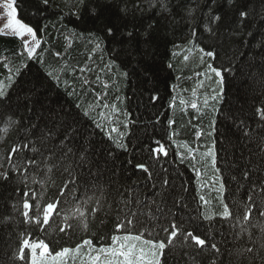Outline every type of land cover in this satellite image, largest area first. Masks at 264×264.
I'll return each mask as SVG.
<instances>
[{"label": "trees", "instance_id": "trees-1", "mask_svg": "<svg viewBox=\"0 0 264 264\" xmlns=\"http://www.w3.org/2000/svg\"><path fill=\"white\" fill-rule=\"evenodd\" d=\"M12 2L17 19L33 29L40 46L35 59L30 60L18 37L0 34V83L7 92L12 86L9 78L14 83L18 70L26 71L25 79L36 84L54 110L79 116L86 138L95 143L97 167L78 169L87 184L78 185L76 197L93 196L99 185L111 203L124 199L120 193L134 186L140 199L146 200L159 191V187L152 189L154 181L149 179L150 173H155L160 181H170L165 186L166 206L163 215L154 207H144L138 227L143 230L150 221L153 238L166 243L161 264H264V216L260 215L264 211V0H250L249 16L242 25L233 22L226 29L221 23L214 33L201 19L204 0H189L183 10L173 8L172 15L165 13L167 24L151 47L145 46L136 59H125L122 53L116 60L113 57L121 46L104 39L106 33L100 31L104 18H91L79 0H49L47 5L42 0ZM101 2L115 6L110 17L114 22L117 15H124L121 10L125 7L129 19L133 13L141 19L138 0ZM139 2L144 5L142 24L147 28L156 14L149 0ZM170 2L174 5L177 0ZM225 19L232 20V16ZM196 25L197 34L192 35ZM201 47L213 50L215 60L201 59ZM208 63L221 68L225 80L219 101L209 99L205 105V98L217 87L214 74L209 73L212 79L197 75L208 71ZM223 68L229 71L223 73ZM192 103L197 108H192ZM16 104L13 93L10 101L0 105V173L7 171L12 177L10 182L0 183V264H25L14 259V253L26 231L32 239L54 242L57 250L75 248L94 235L98 247V239L105 233L110 243V235L117 234L116 210L113 208L110 217L99 210L91 213L95 198L83 206V222H67L72 227H65L64 213L54 215L43 228L24 223V192L31 189L29 196L35 191L52 197L68 179L62 166L46 174L43 156L55 149L41 145L29 134L30 123L37 122L40 110L33 116L24 109L17 112ZM241 124L242 129L238 127ZM112 128L116 131L110 132ZM197 132L202 133L199 138ZM25 143L29 148L23 147ZM33 145L43 156L31 151ZM14 146L18 152H12ZM161 146L167 155L157 151ZM209 148L217 156L215 163L204 155ZM30 158L37 159L38 170L29 163ZM138 163L148 171L137 168ZM17 164L21 167L14 170ZM68 200L65 209L74 208L73 197ZM224 205L229 206L227 218L222 215ZM248 206L252 212L244 221ZM104 207L107 210L108 204ZM173 221L182 224L184 235L178 232L168 245ZM62 227L64 232H60ZM163 227L169 231L164 232ZM187 231L207 238L205 245L184 239ZM212 243L217 244L219 253L211 248Z\"/></svg>", "mask_w": 264, "mask_h": 264}, {"label": "snow or ice", "instance_id": "snow-or-ice-1", "mask_svg": "<svg viewBox=\"0 0 264 264\" xmlns=\"http://www.w3.org/2000/svg\"><path fill=\"white\" fill-rule=\"evenodd\" d=\"M43 4L47 5L49 0H42ZM80 4L83 6V10L88 12L91 18L99 19L104 18L103 27L100 29L101 32H105L106 36L104 39H110L113 44L120 45V51L117 52L116 56L113 57L114 60L118 59L123 53L125 59L131 58L136 59L139 53L145 50V46L151 47L159 37V31L161 28L165 27L167 24V17L165 13L172 15L170 9H181L183 10L185 6L189 3V0H177L173 5L170 0H149V7L155 12L156 18L152 23H149L147 28L143 27V7L138 0L136 8L141 10V19H137L133 13L132 18H128V9L125 7L121 11L124 15H117L116 21L111 20V15H113L114 5L102 3L101 0H79ZM251 6L250 0H204L201 6V19L207 22V30L210 33H214L216 28H219L221 23H224L225 28L235 22L238 26L245 23L248 19L249 12L248 8ZM204 9H207V13H204ZM179 14V13H176ZM232 16V20L226 21L228 15ZM150 19H152L150 17ZM137 25H140L138 28ZM215 25V28L212 26ZM131 26V30H129ZM199 25L192 28L191 34L196 35V29ZM27 32L32 36V42L25 40L24 49L28 54V59H35L34 54L36 49L40 46V41L36 40L35 32L31 27H27L23 24H18L17 34L22 35ZM127 45V47H125ZM264 46V45H262ZM99 47V44H97ZM202 53L201 59L205 56L212 58L214 61L216 54L213 50L205 51L203 47L199 49ZM187 59V57H185ZM121 64L125 62L120 61ZM207 72L197 73V75L207 76L208 79H212L209 73L214 74L217 78L214 83L217 85L216 88L212 89V95L209 98H205V105L208 104L209 99L213 102H218L222 91L225 76L222 74L221 68L214 67L212 63L207 64ZM83 71V69H81ZM228 68H223V73H227ZM126 74V73H125ZM26 71H19L17 79L14 83L11 82L9 78V83L12 84L11 88L5 92V86L0 83V105H4V102L10 101L12 94L16 95V109L19 112L20 109H24L25 112L32 113L33 116L37 114V109L40 110L41 115L38 117L37 122L30 123L31 136H35L37 141L41 145H51L55 151L49 149V155L43 156L41 149L33 145L31 151L35 154L43 156L44 166L47 173L52 172L58 167H63V173L67 174L68 183L63 187L58 188V195H53L52 197H46L44 192L37 193L35 191L31 192L29 196L28 191L24 192V201L22 213L24 216V223L35 224L37 227L43 228L44 225H48L50 218L54 215L59 217L61 213H64L63 219L66 222L65 227H72L71 224L67 223L72 219H79L81 222L84 221L85 211L82 210L83 206L87 205L90 201L95 198L96 207L91 208V213H97V211L105 212L106 217L112 215V210L115 208L116 215L114 218V229L117 234L110 235V243L108 242L109 234L105 233L98 239L99 246L94 244L95 235L92 238L83 239L78 242L75 248L63 247L57 250L55 243L52 241H47L45 239H32L27 231L21 234L20 246L16 253H14V259H19L24 261L25 264L29 261L30 264H68L69 260L76 264H161V256H163L164 250L167 247L163 240H156L153 238V230H149L151 227L150 221L149 227H145L141 230L138 224L141 223L140 217L144 215L142 209L146 206L154 207L156 212L163 215L162 208L166 206V196L168 189L165 187L170 184L168 179L159 180V177L155 173H150L149 179L153 180L152 189L155 190L159 187V191H153L152 195L146 199L142 200L139 197V193L135 190V187L126 188L124 193H120L124 196V199L120 201H112L109 203L105 199L106 193L99 185L95 187V192L93 196L87 197L86 193L82 194L86 196V199L81 200L76 197L75 193L77 191L78 185L81 183L87 184L84 178V174L78 171L85 166L97 167V162L93 159L96 155L95 143L87 139L85 136V130L80 124V118L78 115H73L68 112H64L62 109L60 111L54 110L50 103L47 101V97L37 88L36 84H30L29 81L25 79ZM147 79V76H145ZM156 97H153L155 99ZM181 104L184 103L183 100L180 101ZM107 107V105H105ZM192 108H197L196 103H192ZM11 109V104L8 105ZM259 111V110H258ZM15 115V113L13 114ZM85 115H88L86 112ZM31 121V117L28 118ZM170 123H172L170 121ZM101 125L97 123V127ZM243 128L244 125L238 126ZM116 129L112 128L110 132H115ZM215 131V129H214ZM202 135L201 132H197V138ZM248 133L244 132V136L247 137ZM109 139H112L111 134H109ZM58 141V143H57ZM119 145V141H116ZM24 148H29V144L25 143ZM17 147H13L12 152H18ZM159 152H165L163 146L157 149ZM111 154V153H109ZM206 157H212L213 163L216 162L217 156L212 148L204 154ZM184 157L181 154V162H183ZM29 163L35 166L38 170L40 165L37 159L30 158ZM131 163V161H129ZM21 165L17 164L14 166V170L19 169ZM136 167L148 171V168L143 163L136 164ZM91 174L90 172L88 173ZM197 175L200 172L197 171ZM247 175V172H245ZM23 180H27L26 176L21 174ZM12 179L9 172L5 171L0 173V183H8ZM33 183L37 181L35 178L32 180ZM43 184H47V181H43ZM53 186L54 182H53ZM27 188V183L25 184ZM119 191V190H117ZM99 193V195H97ZM72 196L73 200L71 203L76 206L72 209H65L64 205L69 203L68 197ZM202 201H205L203 196L200 197ZM251 199V198H250ZM29 200L33 203L30 204ZM105 204H108L107 210H105ZM207 204V201H205ZM30 209L34 211L30 214ZM252 212V207L248 206L247 211L243 215V220L247 221L249 219V214ZM154 215V213H153ZM223 217L227 218L230 216L229 206L224 205ZM261 216H264V211L260 212ZM42 218V219H41ZM205 219H211V217L206 216ZM84 227H87L84 223ZM164 232H168L167 227H163ZM47 230L45 229V232ZM65 228H60V232H64ZM178 232L184 235L182 224H178L175 221L171 224V232L167 237L168 245L173 243V238L177 237ZM123 233V234H120ZM35 233H32L34 236ZM191 238L196 245L204 246L206 239L200 238V235H194L193 231H187L184 239ZM50 244L52 245L50 248ZM211 248L215 249L219 253V248L217 244L212 243ZM86 250V251H85ZM251 252L252 249H247ZM215 264V262H214Z\"/></svg>", "mask_w": 264, "mask_h": 264}, {"label": "rangeland", "instance_id": "rangeland-1", "mask_svg": "<svg viewBox=\"0 0 264 264\" xmlns=\"http://www.w3.org/2000/svg\"><path fill=\"white\" fill-rule=\"evenodd\" d=\"M18 24L22 23L16 17L12 0H0V34L18 37L23 44L25 40L31 43L32 36L27 32L22 35L17 34ZM70 263H72L71 260H69L68 264Z\"/></svg>", "mask_w": 264, "mask_h": 264}]
</instances>
